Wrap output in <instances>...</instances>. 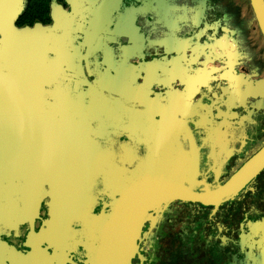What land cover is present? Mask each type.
I'll use <instances>...</instances> for the list:
<instances>
[{
    "label": "crops",
    "instance_id": "crops-1",
    "mask_svg": "<svg viewBox=\"0 0 264 264\" xmlns=\"http://www.w3.org/2000/svg\"><path fill=\"white\" fill-rule=\"evenodd\" d=\"M118 4L67 0L35 27L18 24V0H0V264H120L148 193L211 196L264 157V98L248 96L264 82L254 1ZM195 45L206 55L192 68L180 57ZM149 63L158 82L136 95L125 68ZM234 87L243 96L231 121L212 95ZM261 178L250 181L259 194ZM223 206L150 202L129 264H264V209H238L227 240L213 233Z\"/></svg>",
    "mask_w": 264,
    "mask_h": 264
},
{
    "label": "water",
    "instance_id": "water-1",
    "mask_svg": "<svg viewBox=\"0 0 264 264\" xmlns=\"http://www.w3.org/2000/svg\"><path fill=\"white\" fill-rule=\"evenodd\" d=\"M256 12L258 15V19L261 25V28L264 33V8L261 0H253ZM228 33L233 37L235 35V31L228 30ZM194 56L189 60L187 59L186 53L183 54V58L188 60L190 64H197L204 55V51L200 49L199 46L193 47ZM152 68L154 66L152 64H148L147 66H143L139 69L140 73H151ZM125 72L130 76L132 82H137L139 79V74L130 68H125ZM214 72V70H207L205 71L199 78V84L205 86L208 77ZM148 74L144 76L143 82L139 85L138 94L146 91L148 84L150 83ZM234 93L238 94V90L234 89L233 93L228 98L227 103L232 104L234 102ZM252 96L255 98L264 97V84L262 86L257 87V89L252 93ZM233 98V99H232ZM239 116L238 111H232L229 115L230 120H234ZM264 168V158H262L256 165H251L238 174L218 195L216 196H202V195H195L189 193H181L174 190H160L154 191L150 194L146 195L143 199L139 201L134 211L132 217V228H131V242L128 248V251L125 255L124 260L120 264H129L134 254L136 252L137 242H138V226L140 217L142 215L143 209L146 203L150 199H164V200H184V201H208L211 203H217L224 200L226 197L234 193L237 189L247 183L250 179H252L258 172H260ZM13 184H15L13 182ZM23 186V181L21 182L20 188ZM16 189L13 188L9 191L8 194H15ZM23 192V191H22Z\"/></svg>",
    "mask_w": 264,
    "mask_h": 264
},
{
    "label": "rangeland",
    "instance_id": "rangeland-1",
    "mask_svg": "<svg viewBox=\"0 0 264 264\" xmlns=\"http://www.w3.org/2000/svg\"><path fill=\"white\" fill-rule=\"evenodd\" d=\"M21 3V8L24 10L22 12L23 17L27 18V24L31 26H48L54 22V15L56 11H63L65 8V2L67 0H18ZM236 177V176H235ZM234 177V178H235ZM233 178V179H234ZM231 181V180H230ZM226 182H218L219 187L213 192L212 196L218 195L229 183ZM253 182V181H251ZM252 183L248 182L241 186L236 192L230 195L227 203H211L208 201H200L197 203H211V204H219L224 205L221 209H217L213 214L214 219L216 220L217 230L213 233L217 238H227L229 239V235L223 233L224 230H228L232 225L235 224L234 219L237 214L238 209L241 207H246L248 205L250 208V212L253 209L263 210L264 197L259 196L257 191V187L255 185H250ZM152 202V201H150ZM154 202H174V201H165L164 199H155ZM148 206V205H147ZM203 233L201 230H197V232L192 233L190 237L201 238ZM251 236V235H250ZM252 237V236H251ZM192 247V245H190Z\"/></svg>",
    "mask_w": 264,
    "mask_h": 264
},
{
    "label": "flooded vegetation",
    "instance_id": "flooded-vegetation-1",
    "mask_svg": "<svg viewBox=\"0 0 264 264\" xmlns=\"http://www.w3.org/2000/svg\"><path fill=\"white\" fill-rule=\"evenodd\" d=\"M254 6H255V4H254ZM264 8V7H263ZM255 10H256V7H255ZM256 17H257V21H258V30L260 31V33H261V35H262V37H263V39H264V33H263V30H262V28H261V25H260V22H259V19H258V15H257V12H256ZM228 30H233V31H235L234 29H231V28H228V27H223V32L225 33V34H227L228 35V37H229V40H228V43L231 45V46H233L234 44H235V36H236V31H235V35L233 36V37H231V35L228 33ZM195 46H199L200 47V49L201 50H203L204 51V55H202V57L200 58V60H199V62L197 63V64H190L189 63V61L188 60H185L184 58H183V54L184 53H186V56H187V59H191L193 56H194V52H193V47H195ZM195 46H192L191 48H190V50H192V53H193V55L192 56H188V54H187V52H183V54L181 55V57H180V59H182L185 63H187L188 65H189V67H192V68H195V67H198L199 65H200V63L202 62V59L205 57V55H206V52H205V50L204 49H202L201 48V46L200 45H195ZM149 64H152L153 65V63H149ZM148 64H146V66H147ZM145 66V65H144ZM154 66V65H153ZM141 67H143V66H141ZM141 67H139V68H132V70H134L135 72H136V74H139V79H138V81L135 83V82H132L131 81V84L132 85H135L136 86V88L134 89V91H135V94L136 95H139V96H141L142 94H144V93H147V92H149V86L151 85V84H153V83H156V82H158V79H155V81L154 80H152V76L153 75H151L152 74V72L151 73H140V71H139V69L141 68ZM126 68H129V67H126ZM152 70H153V68H152ZM209 70H214V72L208 77V79H207V81H206V84H205V86H202V85H200L199 84V78H200V76L205 72V71H207V70H205V71H203L199 76H198V78H197V80H196V82L198 83V85L200 86V87H202V88H205L207 85H208V82H209V80H210V78H212V77H214V75H215V73H216V70L214 69V68H212V69H209ZM126 73V72H125ZM127 74V73H126ZM146 74H148V75H150L149 76V79H150V83L148 84V86H147V88H146V91L145 92H142L141 94H138V90H139V85L143 82V78H144V76H146ZM128 75V74H127ZM129 76V75H128ZM130 77V76H129ZM130 80H131V78H130ZM224 82H225V80H226V78H224V79H222ZM264 84V82H260V83H258V84H255L254 85V88L252 89V91L248 94V96L250 97V98H252V99H259V98H264V97H258V98H255V97H253L252 96V93L257 89V87H259V86H262ZM234 89H236V90H238V94H235L234 93V96H235V98H234V102L232 103V104H228L227 103V100H228V98H230V95L233 93V91H234ZM156 91H157V88H153L152 89V91H150V93L151 94H155L156 93ZM173 95H181V94H183V93H185V94H189V93H193L195 96L197 95V92H195V91H192V90H184L183 88H181V89H173ZM243 94V91L241 90V89H239V88H237V87H234V88H232V90L228 93V94H226V96H224V98L223 99H221V97H220V95H221V90H217L216 92H214V94L212 95V98H213V100H218L219 101V104H218V111L220 110L221 112H222V114H225L226 112H228V119H229V115L232 113V111H238L239 112V116H240V107H239V104L240 103H242V101L241 102H238V100L239 99H241V97L243 96L242 95ZM233 99V98H232ZM238 116V117H239ZM238 117L236 118V119H238ZM236 119H234V120H236ZM230 120V119H229ZM234 120H231V121H234ZM264 158V157H263ZM262 159V158H261ZM260 159V160H261ZM259 160V161H260ZM258 161V162H259ZM258 162H256V163H254V164H252V165H256ZM251 166V165H250ZM249 167V166H248ZM247 167V168H248ZM246 169V168H245ZM244 169V170H245ZM244 170H242V171H244ZM263 170H264V168L260 171V172H258L252 179H250L248 182H250L251 180H254V178H256V176H260V178L264 175V172H263ZM241 171V172H242ZM240 172V173H241ZM240 173H238V174H240ZM237 174V175H238ZM260 174H263V175H260ZM236 175V176H237ZM233 180V179H232ZM231 180V181H232ZM261 180L262 181H264V178L262 179L261 178ZM230 181V182H231ZM247 182V183H248ZM246 184V183H245ZM160 190H168V189H160ZM160 190H155V191H160ZM238 190V189H237ZM236 190V191H237ZM175 191V190H174ZM235 191V192H236ZM259 191H260V194L261 195H263L264 194V189L263 188H259ZM152 192H154V191H152ZM151 193V192H150ZM150 193H148V194H150ZM181 193H184V192H181ZM147 194V195H148ZM233 194V193H232ZM231 194V195H232ZM260 194H259V196H260ZM212 196V195H211ZM230 196V195H229ZM228 196V197H229ZM145 197V196H144ZM143 197V198H144ZM228 197H226V198H228ZM142 198V199H143ZM225 198V199H226ZM157 199V198H156ZM224 199V200H225ZM150 201H152V202H154L155 201V199H150L147 203L149 204L150 203ZM165 201H174V202H188V203H197V202H200V201H184V200H165ZM223 201V200H222ZM221 202V201H220ZM146 203V204H147ZM218 203V202H217ZM147 204V205H148ZM146 206V205H145ZM145 208V207H144ZM136 209V208H135ZM144 210V209H143ZM135 255V254H134ZM133 259V258H132ZM131 262V261H130Z\"/></svg>",
    "mask_w": 264,
    "mask_h": 264
},
{
    "label": "snow or ice",
    "instance_id": "snow-or-ice-1",
    "mask_svg": "<svg viewBox=\"0 0 264 264\" xmlns=\"http://www.w3.org/2000/svg\"><path fill=\"white\" fill-rule=\"evenodd\" d=\"M110 3H111L112 5H114V6H119V4H118V0H110ZM109 23H110V22H109ZM107 35L109 36V38H111V39H115V38L117 37V35H118V30L115 31V32L110 31V32L107 33ZM132 55H136V53L133 52V51H130V52L128 53V56H132ZM128 67H129L130 69H132V68H135L136 66H134V65H129Z\"/></svg>",
    "mask_w": 264,
    "mask_h": 264
},
{
    "label": "trees",
    "instance_id": "trees-1",
    "mask_svg": "<svg viewBox=\"0 0 264 264\" xmlns=\"http://www.w3.org/2000/svg\"><path fill=\"white\" fill-rule=\"evenodd\" d=\"M26 22H27V18H25V17L22 16L21 19L19 20L18 24L19 25H23Z\"/></svg>",
    "mask_w": 264,
    "mask_h": 264
},
{
    "label": "bare ground",
    "instance_id": "bare-ground-1",
    "mask_svg": "<svg viewBox=\"0 0 264 264\" xmlns=\"http://www.w3.org/2000/svg\"><path fill=\"white\" fill-rule=\"evenodd\" d=\"M147 204H148V203H147ZM147 204H146V205H147Z\"/></svg>",
    "mask_w": 264,
    "mask_h": 264
}]
</instances>
